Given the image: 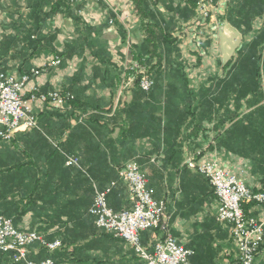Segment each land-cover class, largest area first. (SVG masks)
Masks as SVG:
<instances>
[{
  "label": "crops",
  "instance_id": "obj_1",
  "mask_svg": "<svg viewBox=\"0 0 264 264\" xmlns=\"http://www.w3.org/2000/svg\"><path fill=\"white\" fill-rule=\"evenodd\" d=\"M183 1L180 2L185 6ZM234 1L219 3L206 27L195 31L191 25L192 16L174 33L179 40L182 59L187 64L197 59L198 65L192 64L199 70L194 77L190 75L189 64L187 71L190 79H200L201 85H205V79L223 75L226 67L234 62L238 50L249 43L248 35L252 37L254 31L264 29L263 0H250L249 3L254 1L256 7L245 9L249 17H255L253 28L245 38L226 16L228 5ZM178 2L175 0L176 4ZM158 7L166 14L164 6L159 4ZM108 8L116 16V26L107 23ZM253 9L258 13L252 12ZM80 15L96 28L92 39L105 48L119 65L126 68L124 63L133 62V45L142 43L144 33L129 0H104L101 4L84 6ZM52 25L59 29L56 42L59 51L77 39L76 27L71 20L58 15ZM118 27L130 36L129 41L122 39ZM9 32L1 28L0 39ZM213 33L219 37L218 52L214 50L217 44ZM224 37H236L233 53L227 60L220 48ZM262 41L261 46H264V33ZM207 52L210 57L205 56ZM50 56L52 54L47 49L33 60V64L38 66ZM4 60H8L6 67L13 69L8 73L16 74L21 60L11 59V56ZM94 64L89 54H76L63 60L59 68L44 72L36 80L43 92L59 86L70 91L76 101L65 109H54L52 112L42 105L36 106L38 128L18 132L11 141L0 142V215L12 219L15 228L20 231H36L49 243H62L61 247L52 251L34 243L29 247L28 258L35 262L52 259L64 264H143L127 242L99 229L89 212L96 189L105 191L113 184L116 185L108 195L109 206L115 212L132 208L131 194L118 176V166L135 159L146 175L148 185L155 190V198L161 200L164 197L168 202V219L158 230L145 231L148 235L142 232L141 244L151 249L156 241L171 234L185 247L196 230L202 232V227L212 225L208 239L210 244L218 245L220 249L219 264L221 259L225 264H235L237 250L231 248L235 245L230 239L229 227L209 224L214 222L219 204L216 198L205 199L203 196V177L184 173L183 182L187 190L181 196L171 192L173 181L181 180L175 174L178 164L187 156L195 155V151L199 152L207 141L200 133L197 137L192 134L184 140L182 151L176 148L175 152L173 143L176 137L164 134L165 122L158 119L164 113L165 101H137L134 104L135 94L129 79H89ZM180 96L183 99L182 93ZM165 97L155 96L156 99ZM234 106L230 104L229 108ZM250 111L255 114L247 117ZM245 115L244 124L231 135L226 147L207 149L204 155L220 159L245 181L251 191L259 193L264 181V111L256 113L254 107H247ZM203 123L198 122L200 129ZM207 124L214 130L215 123ZM189 126L183 124L181 132ZM66 155L79 158L82 169L68 167ZM158 155H163L161 161L165 166L159 167L152 162L153 157ZM168 192L171 194L167 197ZM180 201L183 205L178 207ZM248 210L250 217L260 218L263 214L262 207L257 204ZM176 211L179 213L173 218ZM202 211H208L205 218ZM186 249L194 252L191 261L197 251L195 248ZM6 262L3 259L2 264ZM253 264H264V243Z\"/></svg>",
  "mask_w": 264,
  "mask_h": 264
},
{
  "label": "trees",
  "instance_id": "obj_2",
  "mask_svg": "<svg viewBox=\"0 0 264 264\" xmlns=\"http://www.w3.org/2000/svg\"><path fill=\"white\" fill-rule=\"evenodd\" d=\"M129 1L132 3L141 21L144 33L142 43L140 45H133V61L138 65V68L132 71L140 72L144 70L143 72L149 74L155 80L153 88L149 91H144L138 86V80L141 76L140 74L138 75L140 77L137 76L138 79L130 87L132 91L134 90L135 94L134 104L137 101H143V103L165 101L164 113L163 115H159L158 119L160 122L163 120L165 122L164 134L172 135L173 138L176 137V144L173 143L175 152L177 151L176 148L182 151L184 140L188 139V136L192 134L195 137L201 134L204 140L207 141L202 146V149L217 148L219 150L218 148L222 149V147H226L231 135L233 136L235 130L244 124L246 119L245 109L247 107L249 109L254 107L256 113L264 111V46H261L263 43V27L254 31V36L248 35L250 37L249 43L243 45L238 50L234 62L230 63L227 66L228 68L226 67L228 69L227 72L221 76L212 78L210 80L211 83L208 85L209 87L201 85L198 91H194L187 71L188 64L182 59L179 40L174 36L175 31H177L180 25L192 16L191 25L195 27V31L201 29L200 23L197 22L199 18L194 0H184L185 6H182L181 0L177 4L175 0ZM249 1L235 0L231 2L228 5L226 13L228 21L240 31L244 38L252 30V20L255 18L249 17V13L246 14L245 9L256 7L254 1L250 3ZM26 2L27 15H18L17 18L20 21L19 19L10 21V32L2 35L0 39V66L5 72L13 70L6 67L8 60L3 61L4 58L11 56V59L21 60L20 65L16 68L18 76L30 74L31 70L35 67L33 60L48 49L50 54L59 55L64 61L76 54H89L95 61V64L92 65V73L89 79H120L125 73L126 69L119 65L105 48L100 47L92 39L96 28L85 22L81 17L80 12L83 11L84 4H75L69 0H26ZM159 4L164 6L166 14L158 7ZM252 12L258 13V10L253 9ZM58 15L71 20L77 31V39L65 45L63 51H59L56 45L59 38V29L54 28V25H52L53 19ZM111 18L116 20V16L113 13H109L108 19ZM118 29L122 39H125L127 37L125 31L120 27ZM198 34L197 32V37ZM114 72L117 74H114ZM129 72H131L130 69ZM180 93H182L183 99L180 98ZM228 94L231 96L227 97ZM161 95L166 97L155 98V96L160 97ZM75 101L76 97L74 96V100L69 102L66 107L71 106ZM181 102H183V106H181ZM230 104H234V108H229ZM48 109L51 112L54 110L50 108L46 110ZM218 110H220L219 113ZM254 114L255 112L250 111L247 117ZM201 121L204 123L200 129L199 124ZM208 122H211V124L215 123L214 130L209 127ZM186 123L190 126L184 132H181V126ZM190 127L191 129H189ZM174 129L177 133H175ZM179 150L178 152H180ZM197 152L198 150L193 153L197 154ZM177 153H175V156ZM162 157L163 155L155 156L152 162L159 167H163L165 164H163L164 161H161ZM179 157L178 155L177 158ZM185 160H182L183 162L181 161V164L179 163L176 168L175 174L181 180L179 182L173 181L171 191L173 195L177 193L181 196L187 190L183 182L184 173L197 176L199 174L190 170L185 165ZM122 166H118V176L119 169ZM79 169H82V167ZM199 176L203 177L204 180L201 189L204 192L203 196L205 199L209 197L217 199L208 180L201 174ZM260 190L259 192L264 191V181L263 187ZM171 192H168L165 196H170ZM253 192L258 193L256 191ZM161 200L167 201L164 197ZM255 204L257 203L251 202L243 205L247 216L249 215L248 209ZM182 205L183 202L180 201L178 207ZM169 212L171 213L170 207ZM178 213L176 211L173 218ZM205 213L202 211L203 217L206 216ZM209 224L223 225L224 223L217 221L216 214L214 222ZM211 226L202 227V232L196 230L191 236L192 239L185 245L186 248H195V251H197L195 257L191 260L192 264H219L220 249L218 245L213 246L210 244L208 239ZM227 227L229 226L227 225ZM159 228L152 229V231ZM145 234L148 235L147 232ZM3 259L7 260L8 262L6 263L9 264L11 262V254H0V264H2Z\"/></svg>",
  "mask_w": 264,
  "mask_h": 264
},
{
  "label": "built area",
  "instance_id": "obj_3",
  "mask_svg": "<svg viewBox=\"0 0 264 264\" xmlns=\"http://www.w3.org/2000/svg\"><path fill=\"white\" fill-rule=\"evenodd\" d=\"M69 1L88 6L104 0ZM194 1L199 20L206 24L212 19L219 3L225 0ZM112 22L110 21L111 24ZM62 64L61 56L52 55L35 66L30 74L22 76L5 72L0 66V142L11 141L18 132L38 128L36 106L65 109L74 100L70 91L59 86L43 92L36 81L44 72L59 68ZM137 68L138 65L135 64L132 69ZM135 80V77L130 78L129 84L132 85ZM138 84L142 90L149 91L153 88L154 81L144 75L139 78ZM203 151L207 149L187 156L185 165L203 175L213 188L219 204L217 220L229 226L230 237L237 250L236 264H253L264 243V191L254 193L224 162L216 157L205 156ZM66 159L68 167L81 168L79 158L66 155ZM119 176L131 194L132 208L115 212L108 203L112 187L105 191L96 189L89 212L95 218L97 227L127 242L143 264H192L190 258L194 252L180 245L171 234L156 241L151 249L141 244L142 232L157 229L168 219V202L155 198V190L148 185L149 181L135 159L126 162L119 169ZM251 202L262 207L263 214L260 218L245 214L243 205ZM34 243L51 251L61 245L60 241L47 242L36 231H20L15 228L12 219L0 216V254H11L9 264H64L52 259L41 262L30 260L29 247Z\"/></svg>",
  "mask_w": 264,
  "mask_h": 264
},
{
  "label": "rangeland",
  "instance_id": "obj_4",
  "mask_svg": "<svg viewBox=\"0 0 264 264\" xmlns=\"http://www.w3.org/2000/svg\"><path fill=\"white\" fill-rule=\"evenodd\" d=\"M98 4H101V2L98 3ZM194 4H195V1H194ZM91 5H94V3L88 4V7L91 6ZM108 10H109V13H113V12H110L109 8H108ZM27 11L28 10H27V2H26V0H0V29L1 28H3V29L5 28V29L10 30L11 29L10 26H9L10 21L18 20L19 19V18H17L18 15L26 16L27 15ZM80 13H82V12H80ZM213 14H214V12H213ZM19 21H20V19H19ZM110 21H113L112 24L110 23ZM85 22H86V20H85ZM197 22L200 23L201 27H206L207 24H209V23L204 24L203 22H201V20H198ZM208 22H209V20H208ZM107 23L110 26H116L115 25V20L112 19V18L109 19ZM201 34H202V32H201ZM201 36L204 37V35H201ZM212 37H213V40H215V43L217 44V46L214 47V50L217 51L218 50V45H219V37H218V35L216 33L215 34L213 33ZM235 38L236 37H231V38L228 39V38L224 37L223 39H221L220 48H221V50H222V52L224 54V59H226V60L229 59L230 55L233 53V49H234V46H235L234 45ZM126 39L129 41L130 40V36H127L125 38V40ZM217 40H218V43H217ZM239 40H240V37L237 40V44H238ZM205 56L210 57V53L207 52ZM193 60L194 61L192 63H190V64L188 63L189 66H190V70L189 71H190V75H191L192 78L194 77V73L199 71L197 68H194V65H198L197 59L194 58ZM134 62L135 61H133L132 63H127V64L124 63V66L126 67L125 68L126 71L122 75L121 79H130V78H133V77H135V79H138V77L145 75V76L149 77L150 79H152L155 82V80L149 74H146L145 72H143L144 70H142L140 72L139 71L138 72H133L132 68H133V66L135 67V64H133ZM192 64H194V65H192ZM227 68L225 69V72H227V70H228ZM129 69H130L131 72H129ZM140 70H141V68H140ZM139 74H140V76H138ZM210 80L211 79H205V86L209 87L208 85L211 83ZM190 82H191V86L194 88V91H198L199 87L201 86L200 79H199V81H197L196 79H190ZM123 86H124V88H126L125 84ZM229 96H231V95L228 94L227 97H229ZM232 98H233V96H232ZM206 213H208V211ZM219 223H221V222H219ZM223 226L226 227L227 225L225 224ZM231 248H235V246H231ZM235 251H236V248H235ZM223 260L221 259V262H222L221 264L224 263Z\"/></svg>",
  "mask_w": 264,
  "mask_h": 264
}]
</instances>
